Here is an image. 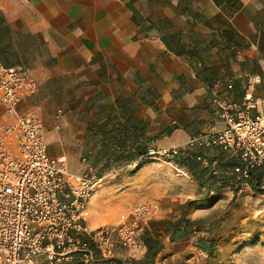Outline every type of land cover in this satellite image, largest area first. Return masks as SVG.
Masks as SVG:
<instances>
[{
    "label": "crops",
    "instance_id": "0c3cea01",
    "mask_svg": "<svg viewBox=\"0 0 264 264\" xmlns=\"http://www.w3.org/2000/svg\"><path fill=\"white\" fill-rule=\"evenodd\" d=\"M0 62L33 68L39 90L20 110L40 112L53 155L108 121L156 148H188L224 125L215 98L264 99V0H0ZM187 155L220 173L239 160L209 146Z\"/></svg>",
    "mask_w": 264,
    "mask_h": 264
},
{
    "label": "built area",
    "instance_id": "2783aa9c",
    "mask_svg": "<svg viewBox=\"0 0 264 264\" xmlns=\"http://www.w3.org/2000/svg\"><path fill=\"white\" fill-rule=\"evenodd\" d=\"M255 82L256 76L250 75L247 88ZM38 90L31 67L0 62V102L5 111L0 123V264H38L42 258L46 264L74 258L93 264L98 253L101 260L112 261L117 241L132 256L143 257L148 248L140 231L160 211V203H136L117 226L92 227L90 201L103 177L92 166L72 171L65 156L50 153L40 112L20 111ZM214 101L224 121L221 128L194 135L188 148L148 145L146 156L169 159L179 172L188 174L178 158L194 146L216 147L239 156L240 164L233 170L247 180L252 168L264 164V99L247 91L241 102ZM62 114L58 109L57 117ZM197 159L212 174H219L216 160L202 155Z\"/></svg>",
    "mask_w": 264,
    "mask_h": 264
},
{
    "label": "rangeland",
    "instance_id": "374dc122",
    "mask_svg": "<svg viewBox=\"0 0 264 264\" xmlns=\"http://www.w3.org/2000/svg\"><path fill=\"white\" fill-rule=\"evenodd\" d=\"M31 109L36 107L20 111ZM58 109L64 113L57 108L56 116ZM4 119L0 102V123ZM129 139L132 143L126 147ZM149 143L116 130L108 121L100 132L90 126L84 140L79 134L66 149H57L66 151L58 156L67 158L72 171L92 166L103 177L90 201L88 222L92 227L117 226L136 203H160V211L140 231L143 241L146 233L159 238L162 246L157 256L149 260L144 259L146 254L134 257L117 241L111 264H138L134 260L139 264H264V177L254 190L234 172L240 164L236 157L229 173L212 174L194 157L189 160L191 171L183 174L169 159L147 157ZM187 153L178 161L182 163ZM211 175L216 176L213 183H209ZM202 239L211 242L210 251L200 247ZM101 259L98 253L93 264L109 262ZM38 264H46L45 259ZM57 264L83 263L74 258Z\"/></svg>",
    "mask_w": 264,
    "mask_h": 264
},
{
    "label": "trees",
    "instance_id": "16d2710c",
    "mask_svg": "<svg viewBox=\"0 0 264 264\" xmlns=\"http://www.w3.org/2000/svg\"><path fill=\"white\" fill-rule=\"evenodd\" d=\"M182 163L190 167V163L187 159L183 158ZM215 177L216 176L211 175L209 178V181H210L209 183L215 182L216 180ZM263 177H264V164H261L251 169L250 177L246 181L250 183V185L252 186L254 190H258L259 186L261 185ZM261 191H264V190H261ZM181 223L182 221L178 223V229L181 227ZM201 241H202V244L200 245V247L205 251H210V247L208 248V245H210L211 242L209 240H204V239H202ZM144 242L146 243L148 247V250H147V253L144 259L146 260L154 259L161 249V246H162L161 241L159 240V238H154L152 234L146 233L144 235ZM134 261H136V263L139 264L137 260H134ZM109 263L111 264L112 262L110 261L106 262V264H109Z\"/></svg>",
    "mask_w": 264,
    "mask_h": 264
}]
</instances>
